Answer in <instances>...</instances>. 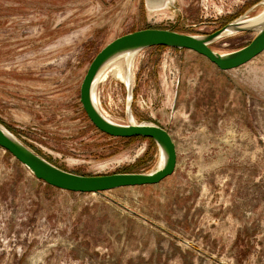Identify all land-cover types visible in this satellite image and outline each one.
<instances>
[{"label": "rangeland", "instance_id": "obj_1", "mask_svg": "<svg viewBox=\"0 0 264 264\" xmlns=\"http://www.w3.org/2000/svg\"><path fill=\"white\" fill-rule=\"evenodd\" d=\"M262 10L264 0H0V122L74 173L153 171L155 141L101 133L83 108L96 54L135 30L203 34ZM256 34L211 46L230 52ZM132 59L133 117L171 133L175 172L155 185L73 192L0 146V264H264V51L228 71L180 48ZM117 61L126 74V57ZM110 67L98 105L128 124V85Z\"/></svg>", "mask_w": 264, "mask_h": 264}, {"label": "water", "instance_id": "obj_2", "mask_svg": "<svg viewBox=\"0 0 264 264\" xmlns=\"http://www.w3.org/2000/svg\"><path fill=\"white\" fill-rule=\"evenodd\" d=\"M151 7H159L173 0H147ZM244 32H257L247 45L230 52H219L211 44L219 39ZM154 46L195 51L220 70L236 69L264 51V10L254 16H241L222 27L203 34L183 33L168 28L149 27L123 34L106 44L94 57L81 84V102L88 117L98 130L113 137H145L159 146L161 160L158 167L148 172H115L108 174H79L65 170L28 147L0 122V146L24 165L37 179L73 192L104 193L109 190L155 185L172 175L177 167L178 152L175 140L164 127L138 123L132 114L133 87L131 85L130 59L141 50ZM121 57H126L128 85V111L130 122L123 124L109 118L99 108L93 90L101 72ZM99 81V80H98ZM97 81V82H98ZM97 84V83H96Z\"/></svg>", "mask_w": 264, "mask_h": 264}, {"label": "bare ground", "instance_id": "obj_3", "mask_svg": "<svg viewBox=\"0 0 264 264\" xmlns=\"http://www.w3.org/2000/svg\"><path fill=\"white\" fill-rule=\"evenodd\" d=\"M132 65H133V59L131 58L130 59V62H129V67H130V69H131V78H132V74H133V72H132ZM110 66H107L102 72H101V74L99 75V77H98V80L103 76V74L105 73V71L109 68ZM124 65L122 64V62H120V61H117L116 63H114L111 67H110V69H109V71L107 72V73H113L114 75H118L119 77H121V79L123 80V81H128L129 80V77L130 76H128V75H126L125 74V72H124ZM106 73V74H107ZM105 74V75H106ZM97 80V81H98ZM133 80V79H132ZM97 81H96V83H97ZM96 83H95V85H96ZM93 97H94V100H95V102L97 103V105H98V98H97V96H96V92H95V86H94V90H93ZM99 106V105H98ZM100 108V107H99ZM101 109V108H100ZM103 113H104V111H102ZM105 115H107V114H105ZM108 117H109V115H107Z\"/></svg>", "mask_w": 264, "mask_h": 264}, {"label": "trees", "instance_id": "obj_4", "mask_svg": "<svg viewBox=\"0 0 264 264\" xmlns=\"http://www.w3.org/2000/svg\"><path fill=\"white\" fill-rule=\"evenodd\" d=\"M161 47H165V46H161ZM101 133H103V132H101ZM104 134H106V133H104ZM106 135H108V134H106ZM108 136H110V135H108ZM121 138H124V137H121ZM145 138V137H144ZM127 139V138H126ZM145 139H150V140H152V141H154L153 139H151V138H145Z\"/></svg>", "mask_w": 264, "mask_h": 264}]
</instances>
